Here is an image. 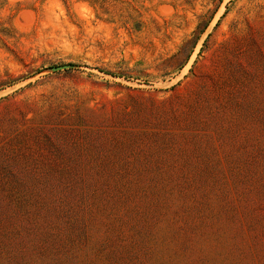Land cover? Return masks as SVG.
Returning a JSON list of instances; mask_svg holds the SVG:
<instances>
[{
	"label": "rangeland",
	"instance_id": "rangeland-1",
	"mask_svg": "<svg viewBox=\"0 0 264 264\" xmlns=\"http://www.w3.org/2000/svg\"><path fill=\"white\" fill-rule=\"evenodd\" d=\"M0 264H264V0H0Z\"/></svg>",
	"mask_w": 264,
	"mask_h": 264
},
{
	"label": "trees",
	"instance_id": "trees-1",
	"mask_svg": "<svg viewBox=\"0 0 264 264\" xmlns=\"http://www.w3.org/2000/svg\"><path fill=\"white\" fill-rule=\"evenodd\" d=\"M207 27V24L204 25V27L202 28V30L200 31V34L205 30V28ZM208 37V35L206 36V38ZM206 40V39H205ZM204 40V41H205ZM204 43V42H203Z\"/></svg>",
	"mask_w": 264,
	"mask_h": 264
},
{
	"label": "water",
	"instance_id": "water-1",
	"mask_svg": "<svg viewBox=\"0 0 264 264\" xmlns=\"http://www.w3.org/2000/svg\"><path fill=\"white\" fill-rule=\"evenodd\" d=\"M55 68H57V67H54V68H52V69H55Z\"/></svg>",
	"mask_w": 264,
	"mask_h": 264
}]
</instances>
